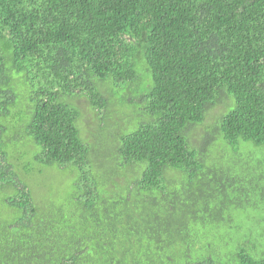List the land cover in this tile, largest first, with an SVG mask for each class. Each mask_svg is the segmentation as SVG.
Listing matches in <instances>:
<instances>
[{"label": "trees", "instance_id": "16d2710c", "mask_svg": "<svg viewBox=\"0 0 264 264\" xmlns=\"http://www.w3.org/2000/svg\"><path fill=\"white\" fill-rule=\"evenodd\" d=\"M253 149L264 0H0V264H264Z\"/></svg>", "mask_w": 264, "mask_h": 264}, {"label": "rangeland", "instance_id": "374dc122", "mask_svg": "<svg viewBox=\"0 0 264 264\" xmlns=\"http://www.w3.org/2000/svg\"><path fill=\"white\" fill-rule=\"evenodd\" d=\"M225 104H227L226 101H224L222 104H218L214 108H212V110L207 114L205 124H213V122L215 120V116L217 114H219L220 112H222L226 108ZM197 131L199 132L200 130H197ZM194 134H196V130L194 131ZM253 152H254L255 156L259 159L264 157V154L259 150L253 149Z\"/></svg>", "mask_w": 264, "mask_h": 264}]
</instances>
